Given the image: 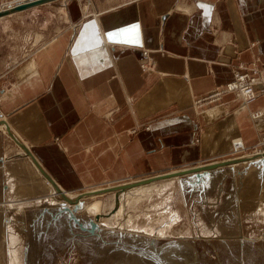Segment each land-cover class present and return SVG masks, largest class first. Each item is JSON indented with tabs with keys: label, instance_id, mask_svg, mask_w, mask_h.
Returning a JSON list of instances; mask_svg holds the SVG:
<instances>
[{
	"label": "crops",
	"instance_id": "0c3cea01",
	"mask_svg": "<svg viewBox=\"0 0 264 264\" xmlns=\"http://www.w3.org/2000/svg\"><path fill=\"white\" fill-rule=\"evenodd\" d=\"M4 15L0 121L65 192L264 134L263 94L193 105L236 63L264 65V0H51Z\"/></svg>",
	"mask_w": 264,
	"mask_h": 264
},
{
	"label": "rangeland",
	"instance_id": "374dc122",
	"mask_svg": "<svg viewBox=\"0 0 264 264\" xmlns=\"http://www.w3.org/2000/svg\"><path fill=\"white\" fill-rule=\"evenodd\" d=\"M257 141L206 170L71 189L74 203L0 127V264H264V134ZM117 184L128 186L102 189Z\"/></svg>",
	"mask_w": 264,
	"mask_h": 264
},
{
	"label": "built area",
	"instance_id": "2783aa9c",
	"mask_svg": "<svg viewBox=\"0 0 264 264\" xmlns=\"http://www.w3.org/2000/svg\"><path fill=\"white\" fill-rule=\"evenodd\" d=\"M246 65L238 62L232 66L234 68H231V79L229 80L230 82L232 81L231 85L227 89L224 88L225 85H229L226 82L224 85L213 87L205 94L195 97L196 106L216 102L223 92L226 91L238 93L241 101H250L258 94H264V68H259L256 64Z\"/></svg>",
	"mask_w": 264,
	"mask_h": 264
},
{
	"label": "water",
	"instance_id": "95a60500",
	"mask_svg": "<svg viewBox=\"0 0 264 264\" xmlns=\"http://www.w3.org/2000/svg\"><path fill=\"white\" fill-rule=\"evenodd\" d=\"M46 1H51V0H18L16 1L15 3L13 4H8L7 7H5L4 9H1L0 8V15H3L5 13H8L12 10H19V9H22V8H26V7H29V6H32V5H36V4H39V3H42V2H46ZM7 133L12 137V139L20 145V147H22V149L26 152V154L30 157V159L32 160L33 164L36 166V168L43 174V176L49 180L52 184V186L54 187L55 190L58 191V194L64 199L66 200L67 202H74L76 201L77 198L75 197L74 199L72 198H69L67 196H65V194L59 189V187L57 186V184L55 183V181L52 179V177L50 175H48L46 173V171L43 170V168L40 166V164L38 163V160L34 157V155L26 148V146H24V144H22L13 134L12 132H10L9 128H7ZM253 158L256 162H261L262 161V158H260L259 156H254V157H251ZM229 160H222V161H217V162H212V163H209V164H203V165H199L195 168H190V169H187L189 171H194V170H199V169H204L206 170L207 168H212V167H215V166H219V165H222V164H225L227 163ZM186 169L185 170H179V171H175V172H169V173H165V174H158V175H155V176H152L150 178H144V179H141L140 181H147L148 179H152V178H158V177H161V176H167V175H170V174H181L185 171H187ZM127 184H117V185H113V186H109V187H105V188H102L103 190H115L117 191L118 189L122 188V187H125ZM66 208V210L68 211L69 215L72 217V212L70 211L69 208H67L66 206H64ZM96 217V216H95ZM74 219V217H73ZM96 225V222L95 220H90L89 222V229H92L93 227H95Z\"/></svg>",
	"mask_w": 264,
	"mask_h": 264
},
{
	"label": "bare ground",
	"instance_id": "6f19581e",
	"mask_svg": "<svg viewBox=\"0 0 264 264\" xmlns=\"http://www.w3.org/2000/svg\"><path fill=\"white\" fill-rule=\"evenodd\" d=\"M18 1V0H17ZM47 2V1H46ZM15 3V2H14ZM43 3V2H42ZM7 5L8 4H13V3H6ZM7 5L6 6H1L0 8L1 9H4L5 7H7ZM15 11H18V10H12V11H10V12H8V14L9 13H12V12H15ZM5 14H7V13H5ZM5 16V15H4ZM232 82V81H231ZM231 82L229 81L228 82V84L229 85H227V86H224V88H228L230 85H231ZM237 95L239 96V94L237 93ZM244 95H246V94H244ZM240 97V96H239ZM255 98V97H254ZM253 98V99H254ZM252 99V100H253ZM251 101V100H250ZM250 101H245V100H243V101H241V103L242 104H244V105H246V104H248V102H250ZM254 114H257V115H260V114H262V112H260V111H255V112H253L252 113V115H254ZM257 115H255V116H257ZM3 128H6V130H7V128H8V126H7V124H6V122L5 121H3V123H2V125H1ZM10 130V129H9ZM10 132H11V130H10ZM13 134V133H12ZM14 135V134H13ZM10 136V135H9ZM17 138V137H16ZM18 139V138H17ZM19 140V139H18ZM21 142V141H20ZM22 143V142H21ZM17 144V143H16ZM22 144H24V143H22ZM19 145V144H18ZM24 146H26L25 144H24ZM245 144H244V142H243V140L241 139V138H235V139H233L232 140V152L234 151V152H242V151H244L243 149H245ZM247 147V146H246ZM21 149H22V147H20ZM26 148L30 151V149L26 146ZM23 150V149H22ZM24 151V150H23ZM25 152V151H24ZM31 152V151H30ZM26 153V152H25ZM243 156H248L247 154H244ZM243 156H241V157H243ZM32 161V160H31ZM44 170V169H43ZM128 185H126L125 187H122L121 189H126V187H127ZM60 189V188H59ZM61 190V189H60ZM63 193H65V191H63V190H61ZM105 191V190H104ZM57 193V192H56ZM68 197L69 198H71L72 199V197L71 196H69L68 195ZM97 209H98V207H97V204H93V205H91L90 207H89V210L91 211V212H95V211H97ZM66 212H68V211H66ZM96 213V212H95ZM73 214V213H72ZM99 219V218H98ZM97 226V225H96Z\"/></svg>",
	"mask_w": 264,
	"mask_h": 264
}]
</instances>
